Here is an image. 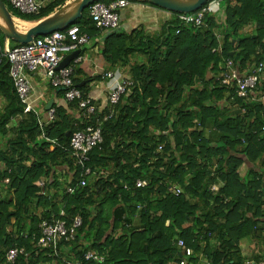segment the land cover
Listing matches in <instances>:
<instances>
[{
  "label": "trees",
  "instance_id": "1",
  "mask_svg": "<svg viewBox=\"0 0 264 264\" xmlns=\"http://www.w3.org/2000/svg\"><path fill=\"white\" fill-rule=\"evenodd\" d=\"M69 1L55 0L37 16L6 7L35 23ZM209 7L201 27L166 10L173 17L158 35L108 32L103 56L112 69H125L133 86L117 105L91 116L72 102L55 106L56 120L41 124L39 115L25 112L3 60L0 95L7 106L0 134L7 141L0 149V189L9 199L0 201V264H10L6 256L14 249L26 252L15 264H59L37 240L40 224L60 219L64 207L69 224L83 219L71 250L77 260L92 250L104 264H179L186 258L177 247L183 240L194 251L187 264L264 262V74L248 98L222 82L228 60L244 75L264 66V0H214L202 9ZM72 26L90 37L102 33L90 7ZM89 126L101 128L103 143L91 152L84 177L68 149ZM245 163L252 168L242 176ZM60 168L67 169L64 186ZM138 180L147 185L137 188ZM244 241L254 245L247 255Z\"/></svg>",
  "mask_w": 264,
  "mask_h": 264
},
{
  "label": "built area",
  "instance_id": "2",
  "mask_svg": "<svg viewBox=\"0 0 264 264\" xmlns=\"http://www.w3.org/2000/svg\"><path fill=\"white\" fill-rule=\"evenodd\" d=\"M13 9L25 15L37 16L41 13L43 4L39 0H3ZM130 2L119 0L110 5L95 2L90 6V17L96 28L102 33H108L120 29V10L127 8ZM212 10V7L202 9L196 13L183 14L180 20L185 25H194L201 27L205 14ZM90 36L82 34L79 26H72L64 31H57L50 35L39 37L28 45L18 46L11 50L0 51V66L3 60L7 58L11 65L10 77L13 80L21 102L25 105V112H34L31 107L32 85L28 79V73H40L47 77L54 88L63 89L64 97L68 103L77 102L79 109L85 115H94L97 107L91 97H85L84 92L74 82V66L69 65L60 69L61 64L67 58V55L76 51L89 43ZM76 64L83 61V56L73 60ZM228 72L224 75L223 84L230 86L234 84L237 89V95L240 98H248L251 91L255 90L264 74V66L260 65L253 74H241L233 60L227 61ZM115 74L108 72L104 78H114ZM133 86L132 81H124L117 84L109 96V104L117 105L122 96L127 93L128 88ZM264 102V97L262 98ZM35 113V112H34ZM56 120L55 109L48 112V122ZM42 124V122H41ZM103 136L99 126H89L83 131L77 132L71 140L69 151L76 159L84 171L86 177L91 173L87 166L90 162V154L102 145ZM8 182V180H7ZM81 186H86V179H82ZM42 194L46 195V184L41 182ZM146 181L138 180L137 188H144ZM75 188L70 187L68 192L73 194ZM180 191L178 190L177 193ZM64 218H67L65 207L62 209L60 219L44 220L40 226L41 235L37 240V246L55 263L59 264H104L105 258L97 251L85 252L81 260H77L71 252L76 242L79 230L83 225V219L80 215L70 219L69 224ZM35 238V235H34ZM177 247L186 258L194 256V251L187 247L183 240L177 242ZM26 255L24 249H14L8 252L6 259L10 264H15L18 258ZM181 255V256H182ZM186 258H182L179 264H187ZM209 264L208 262H203ZM247 264H255L248 261ZM260 264H264L261 262Z\"/></svg>",
  "mask_w": 264,
  "mask_h": 264
},
{
  "label": "crops",
  "instance_id": "3",
  "mask_svg": "<svg viewBox=\"0 0 264 264\" xmlns=\"http://www.w3.org/2000/svg\"><path fill=\"white\" fill-rule=\"evenodd\" d=\"M39 1L43 4L44 8L52 4V2H54L55 0ZM71 1L73 0H70L69 2ZM172 17V13L163 10V8L161 7L157 8L150 4L144 3L143 0L134 1L130 2V5L127 8L120 10V30L128 35H133L140 32V35L144 36L158 35L163 26L171 21ZM12 18L14 19L15 26L22 32H27L30 29L29 27H32V25L34 24V22L32 23L23 21L13 16ZM27 27L29 29H27ZM107 34L109 33L96 34L93 37H90L91 39L89 43L81 48V50L84 49L83 61L79 64H76L72 60L70 63V65H75L74 70L76 69L78 72L75 77L78 78L80 85L84 84L83 87H86V91L90 94L99 111H102L105 106L110 105V93L118 83L130 81L125 69H112L103 56L104 41L107 37ZM1 37L2 36L0 35V41L3 40V38ZM13 48H15L13 40L4 37L3 44L0 46V50L7 51ZM69 55H67V57ZM108 72L114 73L115 77L104 78L105 74ZM28 79L32 85V98L30 101L31 107L33 111L42 119V124H47L49 123L48 112L50 111H47L48 105L52 102L53 105L51 109H54L55 106H67L68 102L65 100L63 93L59 94L56 91L57 88H54L51 84V81L43 74L28 73ZM57 90L63 91V89ZM6 106L7 103L5 99L2 97V95H0V116L4 114ZM1 136L2 135L0 134V138ZM6 141L7 140H5V138L3 137L2 142L4 147H0V149L5 148ZM251 168L252 166L249 163H245L240 170L241 175H247L248 171ZM57 175L62 176V178L64 179H67V169H58ZM8 182L6 181V183ZM41 182H45V184L47 183L46 179H42L40 181V184ZM40 188L42 190L41 185ZM8 199L9 196L7 194V191L5 190V187L4 189H0V201H6ZM246 246L248 247V249H246ZM250 249L253 250L254 245L249 241H244V243L242 244L243 254L247 255L251 251Z\"/></svg>",
  "mask_w": 264,
  "mask_h": 264
},
{
  "label": "water",
  "instance_id": "4",
  "mask_svg": "<svg viewBox=\"0 0 264 264\" xmlns=\"http://www.w3.org/2000/svg\"><path fill=\"white\" fill-rule=\"evenodd\" d=\"M97 1L98 0H73L49 17L34 23L27 32H22L15 26L14 19L6 7L5 2L0 0V30L5 34L6 38L21 45H28L39 37L68 29L75 22L82 19L84 11ZM146 1L171 12L190 14L199 11L206 3L214 0ZM80 54L81 51H76L69 55L61 64L60 69L69 66L71 61L77 59ZM83 85L84 84H81L79 87L82 88ZM52 105L53 103L51 102L47 107V111L51 110Z\"/></svg>",
  "mask_w": 264,
  "mask_h": 264
},
{
  "label": "rangeland",
  "instance_id": "5",
  "mask_svg": "<svg viewBox=\"0 0 264 264\" xmlns=\"http://www.w3.org/2000/svg\"><path fill=\"white\" fill-rule=\"evenodd\" d=\"M222 4H223V2H222ZM217 5L218 4H215V6L217 7ZM215 6H213V7H215ZM214 8H212V10H213ZM29 28H31V27H29ZM28 27H27V29H29ZM5 140H6V138H5ZM3 136H1V138H0V147H4V145H3ZM60 178H62V176L60 177ZM60 180V182L63 184V186L65 185V179L64 178H62V179H59ZM246 249H248V247L246 246ZM251 250V249H250ZM249 250V251H250ZM247 251V250H246Z\"/></svg>",
  "mask_w": 264,
  "mask_h": 264
},
{
  "label": "bare ground",
  "instance_id": "6",
  "mask_svg": "<svg viewBox=\"0 0 264 264\" xmlns=\"http://www.w3.org/2000/svg\"><path fill=\"white\" fill-rule=\"evenodd\" d=\"M71 6V5H70Z\"/></svg>",
  "mask_w": 264,
  "mask_h": 264
}]
</instances>
